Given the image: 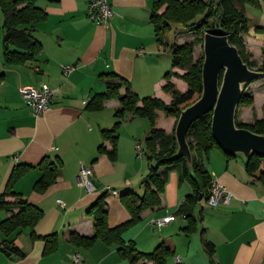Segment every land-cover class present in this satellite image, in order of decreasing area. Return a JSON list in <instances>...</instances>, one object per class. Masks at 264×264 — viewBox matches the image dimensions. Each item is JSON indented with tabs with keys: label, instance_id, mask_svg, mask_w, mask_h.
Returning a JSON list of instances; mask_svg holds the SVG:
<instances>
[{
	"label": "crops",
	"instance_id": "crops-1",
	"mask_svg": "<svg viewBox=\"0 0 264 264\" xmlns=\"http://www.w3.org/2000/svg\"><path fill=\"white\" fill-rule=\"evenodd\" d=\"M89 1L38 0L47 12V18L36 23L34 31L42 49L36 59L23 65L5 61L4 15L1 18L0 195L20 163L36 166L49 156L60 161L61 169L44 192L35 188L42 175L38 167L15 184V190L44 214L33 229L24 227L9 235L0 229V264H72L75 253L82 255L84 264H131L119 256L115 246L102 240L79 246L70 235L94 234L90 208L103 196L107 185L117 191L104 196L109 226H119L132 218L121 194L126 190L144 194L141 181L150 172L151 162L143 139L149 136L151 123L146 117L127 114L114 144L112 138L103 137L102 131L113 128L121 105L119 99L106 100L100 110H91L88 103L95 93L106 90L110 72L127 79L139 95H155L170 102L172 97L163 86L172 50L157 39L152 19L154 0H110L115 11L110 27L89 18ZM245 12L246 43L263 56L264 0L247 3ZM63 65L76 67L66 75ZM171 80L187 88L181 79L173 76ZM44 83L57 91L51 108L37 116L19 88H40ZM121 91L125 92L126 87ZM174 122L158 111V128L173 131ZM137 143L145 150L143 156L138 154ZM83 163L94 171V191H87L78 182ZM204 163L211 178L232 193L229 203L214 207L203 199L196 208L197 228L187 234L182 230L186 220L177 211L194 189L178 170H171L160 204L145 209L141 221L128 228L123 238L135 241L140 250L152 251L163 237L175 236L176 252L167 264H264V182L252 179L241 158H228L218 148L210 152ZM59 199L66 208L60 206ZM6 200L16 202L17 198L7 196ZM18 210L0 209V222ZM169 215H175V220L160 228L151 226L152 219ZM33 232L37 237H33ZM52 233L58 238L54 248L43 238ZM8 242L20 248L24 256L5 253L1 245ZM207 242L214 247L213 256ZM177 256L181 262L176 261Z\"/></svg>",
	"mask_w": 264,
	"mask_h": 264
},
{
	"label": "trees",
	"instance_id": "trees-1",
	"mask_svg": "<svg viewBox=\"0 0 264 264\" xmlns=\"http://www.w3.org/2000/svg\"><path fill=\"white\" fill-rule=\"evenodd\" d=\"M38 0H0V6L4 14L3 41L5 45L4 57L9 65H23L29 60L37 58L41 52L42 44L34 35L35 24L47 18V12L38 5ZM258 0H154L152 19L155 23L157 39L160 43L165 42V33L174 24H182L185 29L194 34L193 41L176 42L169 46L172 50V69L165 73L166 84L163 89L172 97L166 102L155 95L141 96L131 87L130 82L121 75L110 72L106 81V90L97 92L88 103L91 110L103 108L106 100L110 98L119 99L121 105L116 110V122L112 129H104L103 137H110L114 144L119 136L118 130L127 114L146 117L151 123V131L146 138V155L151 162L150 172L143 178L141 184L145 191L143 195L132 190H126L121 194L125 206L131 212L132 218L124 224L110 227L108 224V211L104 192L90 208L94 214V234L82 236L72 232L70 239L79 246H91L95 241L102 240L108 245L115 246L118 254L126 258L131 264H167L168 258L175 255L176 238L173 235L163 237L160 243L152 251L140 250L135 241H125L123 233L133 225L141 221V214L147 208H154L161 202V193L164 191L168 174L171 170H178L181 178L189 180L193 185V192L188 194L180 205L177 213L184 217L186 224L182 230L187 234L194 232L197 228L196 217L197 205L207 199L210 194L212 183L211 174L207 170L204 159L208 158L214 148L222 149L217 145L212 136L211 121L212 114L207 113L196 120L191 126L188 139L194 154L195 178L191 175L186 158H172L176 151L175 131L167 133L164 129L156 126L158 111L163 110L179 118L183 108L194 102L202 92V68L204 53L195 60V47L203 43L204 33L215 30L229 35L230 42L238 46L245 61L254 68L259 66L264 70V49L262 63L250 60L244 51V35L248 31L245 6L247 3H256ZM12 47V48H11ZM180 70H185L180 73ZM3 75L1 74L0 77ZM177 77L187 84V88L179 87L172 77ZM126 87V91L121 89ZM247 95L244 93L241 103ZM239 127H246L255 132L264 134V118L254 123H243L236 119ZM223 152V151H222ZM228 158L238 157L223 152ZM245 168L254 181L264 182V157L253 155L251 159L244 162ZM38 167L42 175L36 182L35 188L44 192L56 179L60 172V161L56 158L46 156L38 165L20 163L13 169L6 190L0 195V209L13 210L17 212L0 222V229L9 235L21 228L33 229L43 217L44 211L37 205L31 204L21 193L15 190L17 181L32 168ZM202 197L200 198V196ZM7 196L17 198L16 202L6 200ZM33 237H37L35 232ZM50 247L57 244V234L52 233L43 237ZM1 249L18 257L24 253L13 244L3 243ZM211 256L214 247L207 242Z\"/></svg>",
	"mask_w": 264,
	"mask_h": 264
},
{
	"label": "water",
	"instance_id": "water-1",
	"mask_svg": "<svg viewBox=\"0 0 264 264\" xmlns=\"http://www.w3.org/2000/svg\"><path fill=\"white\" fill-rule=\"evenodd\" d=\"M203 50L202 92L180 112L174 129L177 147L172 157L184 156L194 178V154L188 133L193 123L207 113L212 114V136L223 152L243 162L253 155L264 157V134L239 127L236 122L246 88L263 79L264 70L252 68L227 33L206 31Z\"/></svg>",
	"mask_w": 264,
	"mask_h": 264
},
{
	"label": "built area",
	"instance_id": "built-area-1",
	"mask_svg": "<svg viewBox=\"0 0 264 264\" xmlns=\"http://www.w3.org/2000/svg\"><path fill=\"white\" fill-rule=\"evenodd\" d=\"M115 15V11L110 0H90L88 6V16L97 24L104 25L106 27H110L112 25V19ZM142 52V51H141ZM75 65H63V70L66 75L71 73L75 69ZM21 94L27 99L28 104L32 107L35 114L37 116L42 115L46 111H48L53 103V100L56 95V88L51 87L50 85L44 83L40 88L30 87V86H20L19 88ZM138 154L143 156L145 154V150L141 146L140 143L136 145ZM94 171L93 169L86 165L81 164L78 182L81 186H83L87 191H94L95 184L93 182ZM105 192H112L116 194L117 191L113 189L110 185H107L104 188ZM232 198V193L227 192L224 187H222L219 182L215 179H212L210 194L207 198V202L211 206H218L221 203H229ZM60 206L64 209L67 207L66 203L61 199L58 200ZM175 215H169L167 217L157 218L151 220V226L155 227H163L168 223L175 220ZM4 247L3 245H1ZM177 262H181L180 256L176 257ZM72 264H84L83 258L80 253H75L73 255V263Z\"/></svg>",
	"mask_w": 264,
	"mask_h": 264
},
{
	"label": "rangeland",
	"instance_id": "rangeland-1",
	"mask_svg": "<svg viewBox=\"0 0 264 264\" xmlns=\"http://www.w3.org/2000/svg\"><path fill=\"white\" fill-rule=\"evenodd\" d=\"M3 12L0 8V21L3 17ZM165 42L167 45L170 43L172 44L174 41L180 43L185 41H193L195 35L190 33L185 29V26L182 24H174L172 28L165 33ZM244 51L246 56L250 60H256L259 64L262 63V55H259L254 52V50H251L247 43V37L244 35ZM204 53L203 50V43L199 44L195 47V60H198ZM169 69H172V61L169 63ZM256 69H259V66L254 67ZM185 70H180V73H184ZM245 94L247 95V98L244 102L240 103L239 110H238V119L242 121L243 123H254L256 120H260L264 118V78L257 80L253 83H251L245 90ZM163 111V110H161ZM165 116L167 118H173L174 119V125H173V131L175 124L177 122V116L173 114H169L165 111H163ZM157 120V119H156ZM165 130V129H164ZM166 131V130H165ZM173 131L167 132V133H173ZM146 142V137L143 139ZM204 202L206 203L205 199Z\"/></svg>",
	"mask_w": 264,
	"mask_h": 264
}]
</instances>
